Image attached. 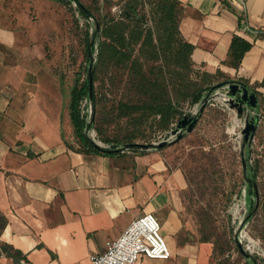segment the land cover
I'll return each mask as SVG.
<instances>
[{
    "label": "crops",
    "instance_id": "1",
    "mask_svg": "<svg viewBox=\"0 0 264 264\" xmlns=\"http://www.w3.org/2000/svg\"><path fill=\"white\" fill-rule=\"evenodd\" d=\"M179 8L194 70H221L264 95V0H179ZM20 9L0 7V242L21 251L23 264H92L108 240L152 213L170 256L135 264H219L213 243L191 228L186 174L167 147L88 153L70 145L60 81ZM233 34L252 44L238 68L223 63ZM0 264L14 263L3 254Z\"/></svg>",
    "mask_w": 264,
    "mask_h": 264
},
{
    "label": "rangeland",
    "instance_id": "2",
    "mask_svg": "<svg viewBox=\"0 0 264 264\" xmlns=\"http://www.w3.org/2000/svg\"><path fill=\"white\" fill-rule=\"evenodd\" d=\"M80 2L90 8L94 18L108 20L111 17L122 18L127 0H111L112 3L104 0ZM0 7L7 8L8 12H11L9 8H17V11L22 8L19 11L23 26L29 27L38 35L39 48L45 54L47 68L60 81L64 96V118L67 121L71 88L79 75L81 81L88 76L84 40L87 29L89 32L92 30L91 23L87 25L74 2L64 4L55 0H0ZM137 13L138 16L150 18L147 4L144 8L138 5ZM10 16H15V13ZM143 18L145 20L144 16ZM89 21L92 22V19ZM148 25H151L150 21ZM121 72L123 73L121 70L117 74L116 85L111 89L102 83L109 71L101 70L98 73L94 81V92L98 97L95 109L83 100L82 113L92 114L95 118V127L88 134L95 143L105 147L114 139L125 141L130 134L135 135L133 142H156L158 136L174 128L182 116L177 117L165 132L160 131L157 119L151 116L144 120L116 118L115 107L127 92L123 81L119 80L125 74ZM259 102L260 120L248 156L249 164L257 172L255 185L260 207L257 214L247 221V181L241 161L243 138L240 129L243 120L235 116L234 110L225 108L222 101H216L215 106L208 105L191 132L184 134L179 140L171 139L173 141L166 146L168 156L186 174L188 187L185 190V214L192 230L198 238L211 236L220 244L227 239L229 248L224 257L229 259V264H252V261L241 256L235 243L236 234L245 243L247 240L244 232H247L251 237L258 238L264 249V95L261 92ZM181 108L184 115L190 114L191 111H197V104L185 103ZM69 143L77 150L83 149L74 134L72 124ZM241 221L245 222L242 227L239 224ZM253 256L256 263L263 264L261 255Z\"/></svg>",
    "mask_w": 264,
    "mask_h": 264
},
{
    "label": "trees",
    "instance_id": "3",
    "mask_svg": "<svg viewBox=\"0 0 264 264\" xmlns=\"http://www.w3.org/2000/svg\"><path fill=\"white\" fill-rule=\"evenodd\" d=\"M55 1L64 4L74 2L80 16L85 19L87 25L91 23L92 26L90 32L87 29L84 40V59L88 76L82 81L80 75L76 78L68 104L74 134L83 147L81 151L111 153L121 149L109 150L97 147L88 134V131L95 127V118L92 114L82 113L83 100L94 109L98 104L94 81L101 70L109 71L102 83L110 89L116 85L117 74L121 70L125 73L119 80L123 81L127 92L118 100L115 107L116 118L144 120L151 116L157 119L156 122L162 132L168 131L174 120L184 115L181 108L183 104H197L211 85L229 79L221 70H217L214 74L194 70L191 58L194 46L182 37L179 29L182 16L179 0H127L122 18L111 17L108 20L94 18L90 8L80 0ZM104 1L112 3L111 0ZM146 4L150 18L145 15L138 16L137 13L138 5L144 8ZM90 19L92 22L89 21ZM149 21L151 25L147 26ZM251 47L249 41L233 34L227 59L223 63L238 68ZM89 71L92 74L91 85ZM260 85H264V80ZM254 91L259 100V92L255 89ZM260 109L259 104L258 113ZM133 137L135 135L130 134L125 141L114 139L110 144L121 147L133 143ZM137 151L143 152V150ZM249 151L250 148L248 154ZM253 167L251 165V175L245 176L248 199L246 220L257 214L260 207L253 186L257 175ZM6 222L7 219L0 213V235ZM199 239L213 243L214 256L218 258L219 264H229V259L224 257L225 251L229 248L227 239L221 244L211 236H202ZM3 254L11 258L14 264H23L27 261L21 251L8 243L0 242V256ZM252 258L256 263L255 256L252 255Z\"/></svg>",
    "mask_w": 264,
    "mask_h": 264
},
{
    "label": "water",
    "instance_id": "4",
    "mask_svg": "<svg viewBox=\"0 0 264 264\" xmlns=\"http://www.w3.org/2000/svg\"><path fill=\"white\" fill-rule=\"evenodd\" d=\"M91 69V66H89ZM89 83H92V74L89 71ZM217 92H220L219 100L225 105V108L235 111V116L238 119H242L240 133L243 138L242 148H241V161L244 173L251 175V165L249 164L248 149L251 147L255 132L258 129V124L260 120V115L258 113V97L254 90L250 89L246 84L239 80H222L210 86L206 91L205 95L202 97L200 102L197 103V111L191 114H185L177 120L174 128H172L169 133L170 136H166L163 133L162 136L165 138L159 142L152 143H129L124 146L119 147L116 144H109L107 147L95 143L99 148L112 149H159L164 148L169 145L173 140H179L184 136V134L191 132L195 125L198 123L201 114L204 109L209 105L210 101L216 96ZM173 139V140H171ZM247 149V152L246 150ZM247 184V182H246ZM255 189V194L258 196L256 185L253 184ZM246 213V212H245ZM246 220V218H245ZM247 221V220H246ZM244 221L239 222L240 226L244 224ZM236 246L241 253V255L248 261L253 262V258L250 252H248L243 243L238 239V234L235 235Z\"/></svg>",
    "mask_w": 264,
    "mask_h": 264
},
{
    "label": "built area",
    "instance_id": "5",
    "mask_svg": "<svg viewBox=\"0 0 264 264\" xmlns=\"http://www.w3.org/2000/svg\"><path fill=\"white\" fill-rule=\"evenodd\" d=\"M216 100L214 97L209 105H215ZM169 131L165 137L170 136ZM163 139L165 138L161 134L156 142ZM244 237L247 240L243 243L245 249L251 255H261L264 259V249L258 238L251 237L247 232H244ZM142 256L158 259L170 256L169 247L161 233V225L152 213H144L132 220L120 236L105 243L104 251L92 254L90 259L92 264H135Z\"/></svg>",
    "mask_w": 264,
    "mask_h": 264
},
{
    "label": "flooded vegetation",
    "instance_id": "6",
    "mask_svg": "<svg viewBox=\"0 0 264 264\" xmlns=\"http://www.w3.org/2000/svg\"><path fill=\"white\" fill-rule=\"evenodd\" d=\"M258 103H259V100H258Z\"/></svg>",
    "mask_w": 264,
    "mask_h": 264
}]
</instances>
